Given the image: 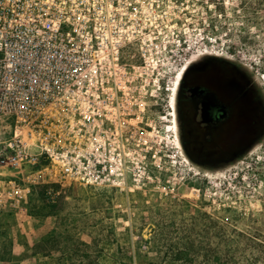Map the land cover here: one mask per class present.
Instances as JSON below:
<instances>
[{"label":"rangeland","instance_id":"rangeland-1","mask_svg":"<svg viewBox=\"0 0 264 264\" xmlns=\"http://www.w3.org/2000/svg\"><path fill=\"white\" fill-rule=\"evenodd\" d=\"M131 11L106 74L128 125L102 154L111 179L30 185L0 216V264H207L209 249L222 258L264 244V136L244 162L201 168L181 150L173 112L185 67L209 53L243 67L264 98V0H146ZM8 132L0 124V140Z\"/></svg>","mask_w":264,"mask_h":264},{"label":"built area","instance_id":"built-area-1","mask_svg":"<svg viewBox=\"0 0 264 264\" xmlns=\"http://www.w3.org/2000/svg\"><path fill=\"white\" fill-rule=\"evenodd\" d=\"M145 3L0 0V124L9 129L0 167L14 172L0 170V216L19 209L32 184L111 179L102 154L128 125L106 74L130 39L131 10Z\"/></svg>","mask_w":264,"mask_h":264},{"label":"flooded vegetation","instance_id":"flooded-vegetation-1","mask_svg":"<svg viewBox=\"0 0 264 264\" xmlns=\"http://www.w3.org/2000/svg\"><path fill=\"white\" fill-rule=\"evenodd\" d=\"M178 144L201 168L244 162L264 136V98L252 76L225 56L185 67L174 92Z\"/></svg>","mask_w":264,"mask_h":264},{"label":"trees","instance_id":"trees-1","mask_svg":"<svg viewBox=\"0 0 264 264\" xmlns=\"http://www.w3.org/2000/svg\"><path fill=\"white\" fill-rule=\"evenodd\" d=\"M207 264H264V244L254 243L244 248H229L221 258L218 249H209Z\"/></svg>","mask_w":264,"mask_h":264},{"label":"bare ground","instance_id":"bare-ground-1","mask_svg":"<svg viewBox=\"0 0 264 264\" xmlns=\"http://www.w3.org/2000/svg\"><path fill=\"white\" fill-rule=\"evenodd\" d=\"M192 57H193V56H192ZM189 61H190V60H189ZM193 61H194V59L192 60V62H193ZM181 69H182V68H181ZM179 72H181V70H180ZM179 72H177V73H179ZM177 73H176V74H177ZM172 92H174V91H172ZM172 94H173V93H172Z\"/></svg>","mask_w":264,"mask_h":264}]
</instances>
